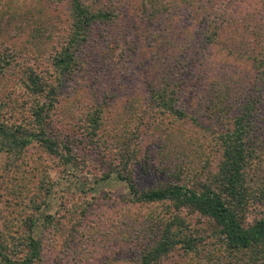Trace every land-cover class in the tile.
Here are the masks:
<instances>
[{"label": "trees", "instance_id": "1", "mask_svg": "<svg viewBox=\"0 0 264 264\" xmlns=\"http://www.w3.org/2000/svg\"><path fill=\"white\" fill-rule=\"evenodd\" d=\"M13 1L0 0V20L26 24L18 37L27 45L0 42V206L7 194L16 199V210L0 208V264H107L102 241L118 228L124 249L111 264H171L174 255L180 264H264V30L247 58L253 75L234 80L224 71L225 80L199 91L185 73L209 66L236 0L208 10L200 43L167 45L173 26L180 37L187 28L181 15L190 0H36L56 31L31 26L29 14L10 11ZM137 24L150 33V55H166L141 82L133 66L143 69L142 49L127 35ZM116 100L123 115L108 132L104 116ZM76 110L68 131L60 118ZM45 160L65 176L68 166H105L100 179L115 174L130 198L111 212L97 200L61 202L39 218L55 184ZM139 170L162 180L140 187ZM11 183L17 193H7ZM132 231L141 235L133 249Z\"/></svg>", "mask_w": 264, "mask_h": 264}, {"label": "rangeland", "instance_id": "2", "mask_svg": "<svg viewBox=\"0 0 264 264\" xmlns=\"http://www.w3.org/2000/svg\"><path fill=\"white\" fill-rule=\"evenodd\" d=\"M37 5L38 3L36 0H14L10 5V11L19 15L29 14L28 16L31 17V26L33 27L39 25L42 26L43 24L48 30L56 31L57 27L55 26L53 20L46 18L45 14H37L35 10ZM216 5L221 8L223 4L219 0H217V2L215 0H190L188 4L185 3V5L182 6L183 13L181 15V21L187 25V28L184 29L183 34L180 37L178 34L180 28H175V26H173L169 35L166 36L163 41L164 45L169 44V42L175 44L177 40L183 41L185 37L184 41L189 38L190 40L195 39L196 43L197 41L199 42L202 39V32L207 28V25H209L207 21L210 20L212 12H208V10L213 11V9L216 8ZM226 9L228 11L227 16L230 14L231 18L227 26H225L221 31L217 44L213 45L212 49L207 52L209 56L206 60L209 66H202L199 70L193 69L189 72H185L191 76L189 82L195 83V87H197L196 90H204L209 82L217 80L219 76L222 77V80H225L226 76L223 73L224 71L234 80H237L238 74H245L248 76L253 75L251 72V61L247 58L249 55H253L251 50L254 45L253 38L259 31L264 30V0H236L230 2ZM128 12L130 13L131 11L128 10ZM20 28H24L25 30L26 24L23 26V24L17 23L10 26L7 18H4L2 21L0 20V42L6 40L10 45H21L22 43L26 46L27 43L25 38L21 39V37H18V29ZM146 29L147 26L137 24L134 28H131L127 34L129 36L128 39L139 42L142 49V55L139 56L140 58L137 57L136 60L141 59L143 61V69L141 70L139 67L136 68V65L133 66L135 71H137L135 74L138 75L140 82L146 81L150 78L153 73H155L153 68H160V62L166 57V55H150L151 52H149V49L146 46L150 43V33H148ZM170 48L175 49L173 46H170ZM155 58H158V64L154 63ZM219 71L221 74H219ZM108 87H112V84ZM2 88L3 86L1 85L0 95L2 94ZM121 91L122 89L119 90V93L122 94ZM70 93L65 91V94L67 95H70ZM83 97V101H88L89 99H92L93 96L89 93H84ZM97 97L98 102L99 99L103 100L101 92L97 94ZM106 102L109 103L110 99H107ZM119 102V100H116V107L114 106L112 108L113 104H110L106 110L107 112L104 119L105 123L108 125V132L112 131V127L110 125L114 119H118L123 115L120 111L121 108ZM61 104H63V101ZM76 111V117L65 118L66 120L60 118L59 123H63V126L66 127L68 131H70V126H73L72 124L77 116L81 117L80 111ZM102 133L101 136L106 133V126L105 132L102 131ZM107 135L108 134L106 133V136ZM34 151L35 150L32 149L30 152L33 156L36 153ZM45 163L47 164L45 171L49 173L50 179L55 184L51 195L45 199L44 204H42L37 212L39 218H43L44 215L54 216L59 210L61 202H66L67 206L72 208L77 204H82L81 199L91 203L96 202L97 200L98 203L103 206L105 212H111L112 209H119L120 206L116 204L122 197H124V200L125 198H130L129 191L127 190L125 184L118 181L115 174H111L108 179H100L101 172L107 170L105 166L96 164V166L88 167L86 170L82 166H68L67 175L65 176L63 171L61 172L59 165L57 166V163L55 165L52 160H45ZM38 164L42 165L41 162ZM135 180L140 187H150L157 184L162 180V178L154 173L142 175V171L139 170L135 173ZM16 188L17 187L11 183L7 193H17ZM82 190L86 192L85 197L82 196ZM3 193L4 192L2 191V195ZM31 195L32 194L29 192V189L24 191V203L29 204L32 201ZM1 200L3 206L1 205L0 208L2 207V210H16V207H14L16 199L14 197L7 194V201L4 196ZM100 210L101 209L98 208L95 209L96 212H99ZM18 211L20 212V209H18L17 212ZM62 213L65 212L62 211ZM6 214V211L3 212V216ZM2 219L3 217L0 220V231L3 229ZM121 230H123V228H121ZM117 231L120 233V229L118 228V230H114V233H111L109 237L103 239L102 241L105 248L103 249L104 252L102 251L103 253L101 257L104 258V261L107 264H111L113 261L118 263L116 260L122 256L123 251L121 252V248L124 249V245L120 240L121 235ZM36 233L39 235L40 231L37 230ZM137 234L140 235L139 233ZM137 234H135L134 231L129 234L131 243L128 245L131 246V249L138 245V240L136 239L138 237ZM46 253L49 254L48 251ZM45 261L48 263L47 259ZM179 262V257L174 255L168 263L178 264ZM90 263L93 264L94 261Z\"/></svg>", "mask_w": 264, "mask_h": 264}]
</instances>
